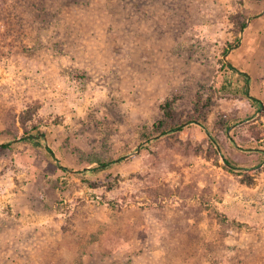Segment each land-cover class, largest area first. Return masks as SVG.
<instances>
[{"label":"rangeland","instance_id":"1","mask_svg":"<svg viewBox=\"0 0 264 264\" xmlns=\"http://www.w3.org/2000/svg\"><path fill=\"white\" fill-rule=\"evenodd\" d=\"M4 144L0 264H264V0H0Z\"/></svg>","mask_w":264,"mask_h":264},{"label":"trees","instance_id":"2","mask_svg":"<svg viewBox=\"0 0 264 264\" xmlns=\"http://www.w3.org/2000/svg\"><path fill=\"white\" fill-rule=\"evenodd\" d=\"M246 27H247V22H244V23L242 24L241 28H242V30H244ZM227 52H228V51H227ZM227 52H226V54H227ZM228 66L231 68L232 71H235L236 68H235L232 64H228ZM242 74H243V73H242ZM243 75H244V74H243ZM245 76H246V75H245ZM246 77H248V76H246ZM247 95H248L251 99H253V101H254L255 103H260V101H259L258 99L253 98L252 96H250V94H249L248 91H247ZM169 109H170V108H168V111H170ZM200 121H201L200 118H198V117H192V118H190V119H188V120L181 121V122H176V123H175V122H173V123L171 122V123L169 124L168 128H166V130H163L162 132H160V131H156V133L159 132V133L162 134V135L167 134V133H179V132H181V131L184 130V128L186 127V125H189V124H192V123H200ZM161 124H164V121H162ZM158 129H159V127H158ZM146 138H147L149 141H151V137H150V136H146ZM155 138H157V136L153 137L152 139H155ZM8 145H9V144H4V145H0V147H4V148H6ZM47 149L49 150V152L51 153V155L55 157V153L53 152V150H52L51 148H49L48 146H47ZM121 159L123 160L124 158H121ZM117 161H119V160H115V159H113V160H111V161H109V162H105V161H102V160H98V162H96V163H98V167H96V169H106V168L109 167L111 164H116ZM226 162H227L228 165H230V164H229V163H230L229 160H226ZM59 165H60V164H59ZM60 167H63V169H65V170L68 171V172H72V173H75V174H80V173H81V171H79V170H74V169H71V168H68V167H64V166H62V165H60ZM86 172H87V171H85V172H83V173H86ZM100 202L103 203V204H108V205H109L110 207H112V208H115V207L118 206L117 202H115V201H106L105 199H101Z\"/></svg>","mask_w":264,"mask_h":264}]
</instances>
